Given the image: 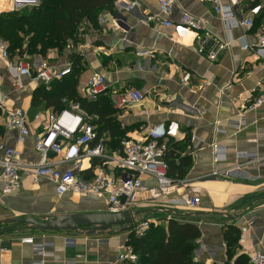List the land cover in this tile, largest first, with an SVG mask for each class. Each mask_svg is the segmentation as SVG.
<instances>
[{"label":"crops","instance_id":"1","mask_svg":"<svg viewBox=\"0 0 264 264\" xmlns=\"http://www.w3.org/2000/svg\"><path fill=\"white\" fill-rule=\"evenodd\" d=\"M127 1L138 3L126 13L132 25L130 30L124 31L116 25L102 30L96 25L85 29L80 42H70L73 49L69 44L61 54L51 49L46 57L29 55L30 60L36 67L44 60L64 66L72 61V54L79 55L83 70L78 93L82 94L93 73L100 72L109 85L102 95L111 97L113 104L120 93L129 89L143 91L141 102L115 107L118 119L129 128L127 135L131 137H142L147 126L167 124L171 120L179 123V135L170 142L173 156L169 157L176 165L180 159L187 158L183 160V173L174 171L180 181L177 194L197 196L201 202L185 209L149 205L138 209L140 217L164 225L169 218L196 223L202 234L194 256L205 264H227L223 229L230 224L240 228L250 218L253 229L240 244L237 254L248 256L253 249L264 250V103L257 110L245 112L243 128L237 130L230 124L231 120L238 119L242 107L252 97L264 93V61L250 51H243L238 44L222 51L218 59L212 61L208 53L215 47V39L203 42V33L195 32L178 37L172 28L157 23L159 7L155 0ZM258 4L263 8L254 16L255 26L245 31L249 41L255 40L260 25L264 24V0H247L243 6L245 13L250 14L251 8ZM183 10L204 17L215 37L221 40L227 37L212 2L178 0L170 18L177 22ZM242 33L241 28L233 30L235 37ZM186 72L191 74V79L185 85L182 77ZM0 76L8 94L7 105L24 107L33 131L39 129L36 117L46 118L61 111L47 106L44 100L33 102L39 87L54 90L53 83H38L26 77L23 87H15L1 64ZM1 115L0 110V142L18 145L23 159L38 161L41 153L36 150L33 135L18 142L19 131L6 127ZM91 115L97 128V116ZM102 137L110 140L107 132H103ZM216 141L227 149V159L219 163L214 161L212 148ZM106 148L109 152L115 150ZM237 151L257 154L258 159L238 158ZM61 159L62 153L52 151L48 155L49 162L64 169L70 166V163H61ZM99 160L83 159L82 172L89 176L95 173L100 167ZM103 169L117 172L108 166ZM215 169L230 170L231 174L207 178ZM145 180L156 184L155 179L146 177ZM22 181V186L11 194H4L0 183V264H34L41 257L45 264H110L117 258L119 247L128 238L126 232L110 234L112 228L99 226L90 231L79 228L68 232L37 226V221L56 225L72 215L109 212L107 195H58L55 183L48 179L34 182L24 176ZM28 237H33L34 242L26 241ZM36 245H42L46 254H38ZM233 261L240 262L235 258L228 263Z\"/></svg>","mask_w":264,"mask_h":264},{"label":"built area","instance_id":"2","mask_svg":"<svg viewBox=\"0 0 264 264\" xmlns=\"http://www.w3.org/2000/svg\"><path fill=\"white\" fill-rule=\"evenodd\" d=\"M159 7L157 23L166 28H172L178 37H185L191 32L203 33V42L215 39V47L208 53L209 59L215 61L220 53L238 44L243 51L254 53L264 61V24L260 25L255 40L249 41L247 32L255 26V15L263 8L256 5L246 14L244 5L247 0H202L210 1L222 19L227 37L224 40L215 37L208 28L207 20L194 13L183 10L176 22L170 18L174 5L178 0H155ZM41 0H10V11H17L27 6H37ZM138 5L137 1L118 0L115 13H102L97 18V24L86 19L79 36L82 37L86 28L96 25L107 30L111 25L121 27L124 31L132 28L127 12ZM241 28L244 33L235 37L233 30ZM204 37V38H203ZM73 49V44H70ZM0 64L5 67L6 77L15 87H23L26 77L38 82L49 84L68 75L72 70V61L63 65H54L44 60L36 67L28 56L13 55L8 43L0 36ZM191 79L189 72L184 73L182 82L186 85ZM109 88L107 78L103 73L95 72L86 81L82 96L88 100H97ZM223 93V91H222ZM144 98V92L129 89L117 96L114 107L122 108L139 103ZM8 94L4 80L0 76V110L3 123L10 129L19 131L18 142H23L33 135L36 150L41 153L38 161H28L22 158L18 145H6L0 142V183L3 193L11 194L17 191L23 183V177H30L34 182L48 179L55 183L58 195L74 193L81 196L107 195L109 212L137 211L139 207L158 205L175 209L191 208L201 200L197 196L179 195L180 181L169 174L167 156L170 151L169 141L179 135V123L175 120L159 125L147 126L140 138L127 135L121 141L120 149L109 152L107 139L100 136L96 126L91 121L92 115L82 108L79 101L68 97L63 98L65 107L59 112H53L39 120L38 130L33 131L27 119V113L22 106L7 105ZM264 103V93L255 95L242 107L238 119L230 124L239 130L246 124L245 112L257 110ZM219 124V121H216ZM221 131L222 129H218ZM62 138V139H60ZM214 161L219 163L227 159V149L218 141L212 143ZM62 153L61 163H70L67 168L48 161L50 152ZM238 158L255 161L258 155L248 151H237ZM99 158L100 167L92 175L82 172L83 159ZM108 166L117 170L116 173L103 169ZM230 170L215 169L207 178L229 177ZM156 180V184L146 183L145 178ZM130 225L128 234L143 235L151 224V219L140 217L141 211ZM253 229V219L250 218L241 225L239 243L242 245ZM33 243V237L25 238ZM36 252L46 254L42 245H36ZM250 264H264V250L253 249L248 252ZM139 255L132 244L126 242L119 247L117 258L110 264H138ZM34 264H45L41 257ZM231 264H240L233 261Z\"/></svg>","mask_w":264,"mask_h":264},{"label":"trees","instance_id":"3","mask_svg":"<svg viewBox=\"0 0 264 264\" xmlns=\"http://www.w3.org/2000/svg\"><path fill=\"white\" fill-rule=\"evenodd\" d=\"M117 2L118 0H41L37 6L5 12L11 6L10 0H0V36L8 43L11 53L20 57L34 54L46 57L51 49L63 53L70 42L82 40L78 34L86 19L97 24L100 14L117 11ZM70 57L73 63L71 72L62 79L51 82L56 87L54 90L39 87L33 102L44 100L47 106L62 110L65 107L63 98L79 101L83 109L97 116L95 124L98 137L107 132L110 137L106 142L107 146L120 149L121 141L127 136L129 128L123 126L118 119L111 97L100 95L97 100L92 101L78 93L77 85L83 67L79 55L72 54ZM172 140L168 143L170 151L167 160L169 174L176 178L174 171L182 174L185 163L183 160L187 158L180 159L178 165L169 158L173 156L170 154L173 149L170 146ZM201 234L196 223L169 218L167 225L151 223L141 236L129 234L128 243L133 245L139 255L138 264H205L194 256ZM223 237L227 247V264L235 258L240 264H250L246 254H237L240 248V228L233 224L226 225Z\"/></svg>","mask_w":264,"mask_h":264},{"label":"water","instance_id":"4","mask_svg":"<svg viewBox=\"0 0 264 264\" xmlns=\"http://www.w3.org/2000/svg\"><path fill=\"white\" fill-rule=\"evenodd\" d=\"M137 211L104 212L96 214H78L70 216L66 221L51 225L37 221V226L44 230L57 231L79 229L85 224H94L101 228L113 225H130L134 222Z\"/></svg>","mask_w":264,"mask_h":264},{"label":"rangeland","instance_id":"5","mask_svg":"<svg viewBox=\"0 0 264 264\" xmlns=\"http://www.w3.org/2000/svg\"><path fill=\"white\" fill-rule=\"evenodd\" d=\"M1 11V10H0ZM5 12H9L10 10H9V8H7V9H5L4 10ZM61 54V53H60ZM144 206H142V207H139V208H143ZM150 207V206H149ZM90 228H93V229H97L98 228V226L97 225H94V224H85V225H83L80 229H82V230H89L90 231ZM106 228H109V229H111L112 228V230H110V234H121V233H124V232H126L127 233V237H129V234H128V231H129V229H130V227L128 226V225H119V226H107V227H104V229H106ZM72 230H74V229H68V230H61V231H66V232H68V231H72ZM98 230H100V229H98ZM97 230V231H98ZM92 231V230H91ZM96 231V230H95Z\"/></svg>","mask_w":264,"mask_h":264}]
</instances>
